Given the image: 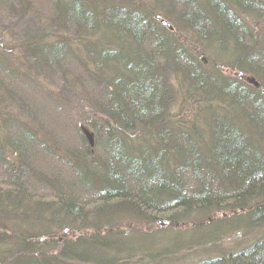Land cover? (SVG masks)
<instances>
[{
	"label": "trees",
	"instance_id": "trees-1",
	"mask_svg": "<svg viewBox=\"0 0 264 264\" xmlns=\"http://www.w3.org/2000/svg\"><path fill=\"white\" fill-rule=\"evenodd\" d=\"M43 3L46 10L41 9ZM134 5L127 0H0V35L23 42L6 50L5 59L15 56L13 63H0V128L4 130L0 178L6 177L10 184L9 188L0 184V214L16 224V229L0 225V244L6 243L5 251L14 253L7 264H26L33 252L40 253L39 264H106L97 257L99 246L117 239L111 229L119 226L127 212L133 220L149 221V213L172 210L168 218L172 224L186 212L211 213L227 199L221 195L223 188L228 194L249 192L243 203L264 196L259 187H264V159L241 146L227 128L239 125L242 134L248 133L251 126L260 127L258 118L264 120V106L254 102L264 98V41L257 31L264 21V0H163L161 6ZM117 8L127 13V20H117ZM79 9L92 20L100 18L101 25L81 19ZM159 18L170 21L175 30L162 25ZM97 29L113 30L123 53L110 52L117 49L110 41H105L103 50ZM180 32L197 39L192 37L191 45L180 44ZM214 36L224 41L218 45L228 46L223 54L229 52L227 58L235 65L220 68L214 66L217 59L199 58L202 51L192 45L203 48L204 39ZM77 46L86 49L79 52ZM235 57L240 60L235 62ZM222 68L250 74L248 82L224 75ZM216 76L233 84L217 88ZM234 89L245 93L247 104L257 108L243 104L236 111L230 108ZM190 100H197L200 109L189 120L181 114L180 104ZM78 122L93 131L100 156L84 158L91 153V145ZM69 128L76 129L80 138L74 146L70 144L72 157L62 150L69 141ZM145 139L154 141L149 158H144V149L129 156L133 140H140V146ZM40 147L52 152L47 163L66 167L68 181H59L58 172L51 177L45 167L30 161L37 159L36 149L43 153ZM8 150L18 163L9 160ZM242 153L248 154L243 162ZM29 165L45 177L35 181ZM91 177L101 183L96 185ZM238 182V187H232ZM99 198L106 203L119 198L124 214L117 211L121 204L101 205ZM91 201L95 205L90 207ZM236 202L242 204V200ZM180 222L185 225L186 221ZM102 230L104 238L98 236ZM58 235L63 242L54 252ZM261 240L221 261L264 264ZM259 245L263 248L257 252ZM125 249L130 256L134 252L132 247ZM147 256L156 260L154 253Z\"/></svg>",
	"mask_w": 264,
	"mask_h": 264
},
{
	"label": "rangeland",
	"instance_id": "rangeland-1",
	"mask_svg": "<svg viewBox=\"0 0 264 264\" xmlns=\"http://www.w3.org/2000/svg\"><path fill=\"white\" fill-rule=\"evenodd\" d=\"M130 3L135 4L134 7H146V4L150 3L151 0H127ZM41 9L42 10H46L44 8V3L43 5H41ZM77 11V10H76ZM77 13H79V17L83 20H87L90 23H92L93 25L97 26V25H101V19H94L95 20V24L93 23L94 20L91 19V17L89 15H86V13L82 10L79 9L77 11ZM85 13V14H84ZM116 13H118L117 16V20L122 19V20H127V13H125L123 10L118 9ZM122 16V17H121ZM125 24V23H124ZM93 27V26H92ZM100 29H97V31ZM257 31L259 32L262 41H264V21H262L259 24V27L257 29ZM97 35H99V31L97 33ZM141 35V34H140ZM189 37H191V34L189 35ZM20 41V40H19ZM19 41H14L12 38H10V36H8L6 33H4L3 35H0V63H3L4 61H8L10 60L11 63H13L15 61V56L11 57H7L5 59V55H9L7 53V49L12 46V45H17L20 44ZM190 40L189 39H185L184 43H186L187 45H191L190 44ZM23 43V42H21ZM76 49L81 52L83 50H85L86 48H82L80 47H76ZM198 49V48H195ZM200 51H202V55L199 56L200 59H202L204 62L208 61L207 58L209 59V57H211L212 61H214L215 59H217L218 63L222 64V65H235L230 63L231 61H229L230 59L227 58L228 57V53L227 54H221V56L216 57L212 54L210 47L208 48L207 46H204L203 48L199 47ZM94 52L96 53L95 49ZM102 61V60H101ZM79 63L83 64L82 62H80V60L78 61ZM234 62V61H232ZM74 67V65H73ZM235 67V66H234ZM221 68V66H220ZM23 71H26L25 66H23L22 68ZM222 71L224 73V75H235L239 78H241L242 80L248 82V79L250 76V74H246V73H240V71L236 68H222ZM122 84L125 86L126 84H128L127 82L122 81ZM256 87L260 88V86H257L259 83L257 81H253V83ZM264 92V90H262ZM243 92V91H242ZM245 93H241V92H237L236 89H234L233 92V99L234 100H230L231 102V107L234 111H236L239 108H242V104L244 105V107H247V105H249V107L251 108H257V106H255L254 104H247V98H245L246 96L244 95ZM230 95H232V92L230 93ZM237 100V101H236ZM250 101V100H249ZM236 102V103H234ZM234 103V104H233ZM81 105L83 104L80 103ZM180 104V103H179ZM88 106L87 103L84 104V106ZM121 105V103L119 104ZM253 105V107H252ZM180 106H182V110H180L181 114L184 115L187 119H193L194 118V114L197 115V113H199V109H200V104L198 103L197 100L195 101H188V102H183L182 104H180ZM150 112V111H148ZM91 114H94V110H90ZM233 113V111H230V114ZM247 119V118H246ZM245 120V119H244ZM246 122L248 123V121L246 120ZM261 123V122H260ZM244 124V122H243ZM257 124V123H256ZM78 127H80L81 132L83 135L86 136V139L89 141L91 148L89 151H91L90 154H88V152L86 153V155H84V158H87L88 160H92L94 159L96 156H100V148H96V136L93 134V131L85 124L79 123L78 122ZM261 126V125H260ZM46 127V126H45ZM243 127V126H242ZM228 131L230 132V135H234L240 142L241 146H244V143H246L243 139H241L240 137V133H238L241 128L240 126H234L233 128L231 127H227ZM55 129V128H54ZM44 131V133H47L44 129H42ZM56 130V129H55ZM68 128H65V131H67ZM48 131L49 128H48ZM223 131V130H221ZM216 132V130H215ZM0 133L2 135H4V130L2 128H0ZM69 135L70 137H68L67 139L69 140L66 143V146H64L62 148L63 151L67 152L71 157L73 156V153H69L68 149H71L73 152V148L71 147L72 145L74 146V141L79 142L80 138H78V131L76 129H71L69 128ZM73 133V134H72ZM227 133V132H224ZM249 133V132H248ZM60 137H64L66 136L65 133H58ZM220 133L218 132V135ZM41 135V134H40ZM217 135V136H218ZM146 136H150V134H147ZM80 137V135H79ZM221 137V136H218ZM223 137V136H222ZM119 138H121V136L119 135ZM150 138V137H149ZM217 138V137H216ZM79 139V140H78ZM60 140H62L60 138ZM38 142V139L36 140ZM135 144L132 143V150L129 154V156L134 157V153L137 154L138 151H142L144 149L145 152L144 153V158L148 157V154L150 153V146H153V142L152 141H146V139L143 141L145 142V144H140L139 142L140 140H133ZM213 141V140H212ZM72 144V145H70ZM40 145V143L38 142L36 144V147H38ZM137 146V147H135ZM41 150L43 151V153L40 152L39 149H36L35 152V156L37 155V159H32L30 161L34 162L37 161L39 163V165L41 167H45L46 171H50L51 174L50 176H52V173H57L58 172V178L59 181H68V171L66 170V167L62 164V166H55L54 164H49L50 162L47 163L48 159H50V156L52 155V152L49 151L47 152V147H40ZM7 154L10 155L9 160L10 161H14L16 158L13 157L14 156V152H10V150L7 151ZM32 154V153H31ZM34 155H32L34 157ZM258 157H263L262 154L258 153ZM100 159V158H99ZM158 162H161L163 160H160L159 157H157ZM17 163L18 160L16 159ZM15 161V162H16ZM203 163V161H202ZM36 164H32V166H35ZM162 165V164H161ZM167 167V166H166ZM165 165L163 166L164 169H166ZM27 168L30 170V172H34L33 169L31 168V166H27ZM93 168L96 169V166H93ZM94 169V170H95ZM2 171V170H1ZM2 176V175H1ZM35 178V181L41 179V177H45L44 174L40 171V172H34L33 175ZM30 176V177H31ZM47 178H50L49 176H46ZM93 178V177H91ZM34 181V182H35ZM95 181V182H94ZM33 182V181H32ZM93 182L97 184H100L101 181H97L96 179L93 178ZM220 185V181L218 180L217 182ZM0 184H2L1 186L5 187L7 184V178L2 176L0 178ZM80 184V183H79ZM81 185V184H80ZM10 184L8 185L9 188ZM262 187V185H259V187ZM26 187V186H25ZM24 189V187H23ZM261 189V188H260ZM249 193V192H248ZM247 192L243 191L241 193H235L232 192L231 194L228 193H221V195L227 197V199L223 200L224 202H220L219 205H215L213 207V211L211 213L209 212H201V211H196V212H186L185 214L180 215L179 218H176V222L172 223V224H168V218L171 217V215L173 214L174 211L171 210V212H161V211H156L149 213L150 217H149V221L146 220H133V218H130L129 215L127 213H125V216L123 218L120 219L119 226H114L113 229H111V232H114V234H117V239H115L114 241L111 239H108L109 242L107 244V246H99L100 250L97 254V257L104 260V263L106 264H195L197 262L200 261H204V262H218V264H226L227 261H221V259H225L226 257H229L230 254L232 253H240L242 250L246 249L247 247L252 246L254 243H256L257 241L256 238H264V203H262V201H264V196L263 198L259 199L257 202L258 204V209L255 212V208L256 205L250 206V209H253L252 211V215H253V220L251 221V224L246 225L243 221L241 222L240 226L237 227H232L230 228L232 221L236 220L234 217L237 216H242L243 214L241 213H235L234 211H232L230 206H226V205H230L229 203H226L227 201H237V200H242V204L244 201L247 200ZM32 195L36 194L39 195L40 193L38 191H35V193H31ZM264 195V194H261ZM242 198H239L241 197ZM126 197H128V199H131V194H127ZM245 199V200H244ZM119 200V201H117ZM244 200V201H243ZM3 202L2 198L0 199V205L2 206ZM105 200L97 199V203L100 202L101 205L102 204H109V203H113V202H117V205L121 203H123V201H121L119 198L115 199V200H110V202L106 203L104 202ZM104 202V203H103ZM89 206H93L95 204V201H91L88 202ZM246 203V202H245ZM33 205V204H31ZM219 206V209H216ZM110 207V206H109ZM224 209V210H223ZM119 210V211H118ZM124 210H126L124 208V205L121 204V207L117 208V211L123 215L124 214ZM173 210H177V209H173ZM1 212V209H0ZM118 213V216H119ZM90 216L91 213L89 212ZM234 214V216H233ZM237 214V216L235 215ZM1 218H0V225L3 226H9L12 227L13 229H16V227L14 225L15 222H10L8 221L6 218L8 217H4L3 214H0ZM185 215V216H183ZM251 215V216H252ZM189 216V217H188ZM245 216V215H244ZM246 217V216H245ZM259 217V219L257 218ZM9 218V217H8ZM186 221L183 222L185 225L181 224L180 221ZM260 221L261 225H257L258 222ZM179 222V223H178ZM227 222V224H226ZM246 222V221H245ZM137 223V224H136ZM129 225V226H128ZM51 230H53L55 227L51 226L50 227ZM10 229V228H9ZM146 229V230H145ZM140 231H142L143 236L141 235ZM14 232V231H12ZM107 234V233H106ZM7 235V234H6ZM9 236V235H7ZM99 237L104 238V232L102 230V232L100 234H98ZM120 237V239H118ZM106 239V238H105ZM56 240L58 241V245H53V249L54 252L57 250V248H59L61 246V243L63 242L62 236H57ZM45 241V240H43ZM264 241V240H263ZM262 242V240L260 241ZM56 244L57 242H53V244ZM5 244H0V264H7L6 260L9 256L13 255L14 253L11 252H6L5 250L7 249L5 247ZM260 244V243H259ZM256 244H254L253 246H255ZM141 246L145 247L144 252L140 251L139 247L141 248ZM132 247V251H134L131 256L129 254H127L128 251L130 250H126L125 248H129ZM135 247V248H134ZM124 249L125 251L121 250ZM262 247H260V245L257 248V252L258 250L262 249ZM50 252V251H49ZM51 253V252H50ZM154 253L156 256V260L152 259L150 260L149 257L147 256V254H152ZM123 255H129V257H127V260H123L122 256ZM33 259H31L30 261H28L26 264H39V259H41L40 257V253L36 254L33 252ZM38 257V258H37ZM38 259V260H37ZM102 262V261H101ZM101 262H93V264L95 263H101ZM85 264V263H82Z\"/></svg>",
	"mask_w": 264,
	"mask_h": 264
},
{
	"label": "bare ground",
	"instance_id": "bare-ground-1",
	"mask_svg": "<svg viewBox=\"0 0 264 264\" xmlns=\"http://www.w3.org/2000/svg\"><path fill=\"white\" fill-rule=\"evenodd\" d=\"M162 3H163V0H151L150 3L146 4V8L151 7V6H161ZM95 16H96V14H94V17ZM160 22L162 25L166 26L169 30H172V31L175 30V27L173 26V24L170 21H168L167 19L162 18V19H160ZM190 34L191 33H189V32L178 33L177 38H178L179 43L184 44L185 39H189L191 41L192 37H193L192 40L197 39L194 37L196 35H193V34H191V37H189ZM241 35H248V34L242 32ZM116 38L117 37L114 34L113 30H107V31H101V32L99 31V35L96 37V39H99V41L102 42V47H104V48H102L103 50L104 49L106 50V48H107V45H106L107 43L105 41H108V42L110 41V42H113L117 46V49L111 48L110 52L115 51V52H118L119 54H122L123 53L122 46L120 44H118V41L116 40ZM212 39L213 40L205 38L204 39V41H205L204 45L207 46L208 48L210 47V50L214 56L219 57V56H221V54L224 53L223 51H225V49H227L228 46L218 45V41H221V42H224V41L217 38L216 36L212 37ZM217 46H221L223 49L221 50V48H217ZM192 47L199 48L200 46L197 44H193ZM132 55H133V53L130 56H132ZM239 60H240L239 58L235 57V62H237ZM210 64H212V63H210ZM214 66H221V64L215 61ZM213 80L216 83L217 88H222L223 86H228L231 83L230 79H228V78L225 79V78L220 77V76L214 77ZM231 84H233V83H231ZM254 102H256L260 106H264V98L257 97L256 99H254ZM262 108H264V107H262ZM262 116L264 118V111L262 112ZM258 119H260V121H261L260 127L251 126L249 133H243L242 134V130H240L238 133H240L241 139H243L246 142V143H244V147H246L248 150H251V152H253V153L256 152L257 156H258V153L262 154L264 156V120H262V118H258ZM254 131H257V134L253 133ZM247 155H248L247 153H242V155H241V161L242 162L247 159V157H248ZM249 161L250 160H247V162H249ZM263 176H264V174H263ZM257 180H263V178L258 177ZM261 182L262 181H260V183ZM238 184H239V182L233 184L232 187L236 188L239 186ZM262 189H264V187H261V189H260L261 192L264 191ZM226 192H227V188L226 189L223 188L221 190L222 194L226 193ZM226 203L230 204V205H226V206H230L232 208L231 210L234 211L235 213L243 214L242 216H237V214H235L237 216V217H234L236 220L232 221V223H229V224H231L230 228L240 226L242 221L246 225L251 224V221L253 220V215H252V210L250 209V206L256 205L255 208H258V204H259L258 202H252V203L246 202V203L240 204L236 201L235 202L227 201ZM262 203H264V201H262ZM216 209H219V206ZM233 216H234V214H233ZM257 218L259 219V217H257ZM226 224H227V222H226ZM257 225H261L260 221L258 222ZM259 240H261V238H256L255 241H259ZM139 249H140V251L144 252L145 247L141 246V248L139 247Z\"/></svg>",
	"mask_w": 264,
	"mask_h": 264
}]
</instances>
